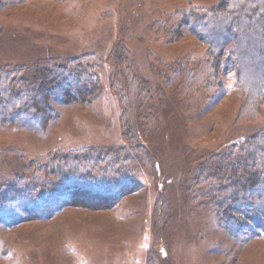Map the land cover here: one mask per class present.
Listing matches in <instances>:
<instances>
[{
  "label": "rangeland",
  "instance_id": "obj_1",
  "mask_svg": "<svg viewBox=\"0 0 264 264\" xmlns=\"http://www.w3.org/2000/svg\"><path fill=\"white\" fill-rule=\"evenodd\" d=\"M228 3L0 0V88L5 77L18 92L33 87L13 102L26 118L0 123V264H264V233L232 236L195 192L212 184L200 167L264 128L255 97L263 77L244 58L242 70L226 68L236 57L214 55L181 25L183 15ZM70 63L92 66L94 91L83 103L63 93L46 102L39 75L64 76ZM89 148H123L128 160H88L90 171L107 168L109 186L131 177L138 188L109 207H89L104 203L75 192L51 206L64 159Z\"/></svg>",
  "mask_w": 264,
  "mask_h": 264
},
{
  "label": "trees",
  "instance_id": "obj_2",
  "mask_svg": "<svg viewBox=\"0 0 264 264\" xmlns=\"http://www.w3.org/2000/svg\"><path fill=\"white\" fill-rule=\"evenodd\" d=\"M7 1L20 2L23 0ZM181 21V25L189 28L200 40L210 45L214 55L228 54L231 56L230 59L236 57L235 61H226V68L229 66L238 68L244 65L242 61V58H244L245 63L249 64L250 72L263 77V80L257 84L258 95L255 97L256 101L264 103V0H229L226 10H195L189 15H183ZM231 43H233V47L228 50L227 48L230 47L229 44ZM239 46H244V48L241 51H237ZM122 52L123 50L119 51L115 56L117 60H120ZM219 63L216 64L218 65ZM89 68H92V66L87 63L85 67L81 66L80 63L77 66L70 63L68 67L63 66L61 69L64 73H67L64 76H61V74L57 75L53 71L52 73L50 70L41 72L38 77L40 85L47 88L49 92L46 95V93L40 91L39 94L45 97L46 102L51 95L58 98L63 93L69 97L67 103H83L94 91L93 85L99 82L96 79V75L93 77L90 72H87ZM239 69L242 70L241 67ZM36 79L35 75V80L31 84L36 86ZM9 81L7 82L5 77L1 83L4 84L6 82L5 84L7 85L4 84L5 86L2 87V85L0 88V110L3 111L0 113V123H9L13 126L15 125L14 121L21 118L20 116L25 118L27 116L25 109H16L13 102L17 97L20 102L24 100V103L27 96L26 93L30 88L28 87L29 89L25 90V92L22 90L18 92L11 84L13 80L9 79ZM90 87L92 89L88 90ZM30 91H33V87ZM4 95H6L5 98ZM122 96H124L125 100L126 96ZM9 97L11 98L9 99ZM11 99L13 100L11 101ZM246 99L250 100V96ZM34 103L32 102L28 108L37 110L38 108ZM251 103L252 100L250 101ZM44 105L47 106L46 103ZM125 136L129 137V134L127 133ZM83 152L84 155L82 156L76 155L72 157V154H68L64 159L65 166L58 168L59 171L56 174H59L57 179L60 182L54 184V186L57 187L63 184L64 188H68L67 190L61 189L63 190L61 194L53 193L51 199H53L52 202L54 204H51V206L58 203L55 207L57 208L62 205L61 201H67L68 196L74 197L73 193L75 192L74 195L81 193V196H92L94 199L104 203L103 205H87L89 207H95V209L103 208V206L109 207L117 203L125 194L138 188L139 185L131 177L126 179L124 183L112 182L111 185L113 187L109 186L106 181L111 176L108 175L109 170L107 168L93 169L92 171L94 172L90 171L91 166L87 162L88 160L101 162L104 158L111 160L113 156H115L113 159L115 162L122 158L128 160L129 157L127 155H121L125 152L123 148H119L116 152L108 149L89 148L83 150ZM123 163L124 165L129 164L127 162ZM83 164L86 166H82ZM109 167L113 168L110 165ZM86 168L89 169L88 172L85 171ZM121 171L123 170L116 171L114 176L121 175ZM201 172L208 175V180L211 179L212 184L195 192L200 196L205 195L210 198L211 202L219 209L220 222L224 229L230 232L232 236L242 240L257 237L264 233V128L255 130L254 133L243 140L234 143L226 151L222 152L219 159L200 167L197 173L200 175ZM193 180L198 182L200 179L196 177ZM214 181L217 182L213 184ZM51 187H53V184H51ZM246 195L247 197L245 198ZM241 198L246 201L245 205L243 204L244 206L240 204ZM50 213L52 214L53 212L51 211ZM244 218L250 224L244 221Z\"/></svg>",
  "mask_w": 264,
  "mask_h": 264
}]
</instances>
